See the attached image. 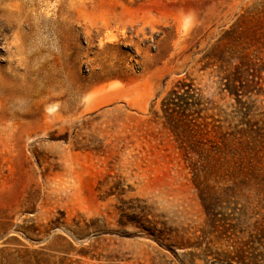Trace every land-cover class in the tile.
I'll use <instances>...</instances> for the list:
<instances>
[{
  "label": "rangeland",
  "instance_id": "374dc122",
  "mask_svg": "<svg viewBox=\"0 0 264 264\" xmlns=\"http://www.w3.org/2000/svg\"><path fill=\"white\" fill-rule=\"evenodd\" d=\"M262 233L264 0H0V264H264Z\"/></svg>",
  "mask_w": 264,
  "mask_h": 264
},
{
  "label": "trees",
  "instance_id": "16d2710c",
  "mask_svg": "<svg viewBox=\"0 0 264 264\" xmlns=\"http://www.w3.org/2000/svg\"><path fill=\"white\" fill-rule=\"evenodd\" d=\"M174 92V91H172ZM262 240V242L264 243V233H262V235H260V238ZM235 261L237 264H244V261L246 260V257L244 255V251L242 249H238L236 250V256H235ZM251 264H257L256 259L252 261Z\"/></svg>",
  "mask_w": 264,
  "mask_h": 264
}]
</instances>
